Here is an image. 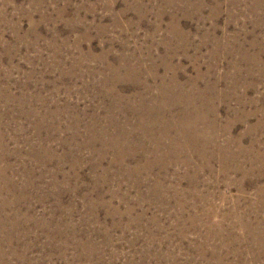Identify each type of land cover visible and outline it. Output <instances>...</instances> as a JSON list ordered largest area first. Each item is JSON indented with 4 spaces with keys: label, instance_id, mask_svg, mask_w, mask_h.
<instances>
[{
    "label": "rangeland",
    "instance_id": "obj_1",
    "mask_svg": "<svg viewBox=\"0 0 264 264\" xmlns=\"http://www.w3.org/2000/svg\"><path fill=\"white\" fill-rule=\"evenodd\" d=\"M0 264H264V0H0Z\"/></svg>",
    "mask_w": 264,
    "mask_h": 264
},
{
    "label": "bare ground",
    "instance_id": "obj_2",
    "mask_svg": "<svg viewBox=\"0 0 264 264\" xmlns=\"http://www.w3.org/2000/svg\"><path fill=\"white\" fill-rule=\"evenodd\" d=\"M194 122V121H193Z\"/></svg>",
    "mask_w": 264,
    "mask_h": 264
}]
</instances>
